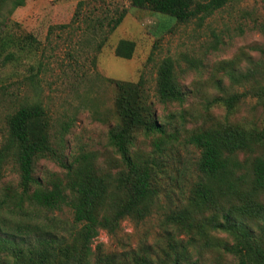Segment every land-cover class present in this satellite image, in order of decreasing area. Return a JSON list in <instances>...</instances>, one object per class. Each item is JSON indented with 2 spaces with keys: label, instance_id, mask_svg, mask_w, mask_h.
<instances>
[{
  "label": "trees",
  "instance_id": "obj_1",
  "mask_svg": "<svg viewBox=\"0 0 264 264\" xmlns=\"http://www.w3.org/2000/svg\"><path fill=\"white\" fill-rule=\"evenodd\" d=\"M128 1L133 8L148 10L176 24L194 22L200 26L229 0ZM23 3L24 0H0V26ZM123 15L122 10L107 22L103 41ZM240 16L251 22L249 29L264 36V25L250 12L241 10ZM236 31L241 34L243 29L237 25ZM215 44L216 41L211 47ZM96 47L99 49L101 43ZM133 47L131 41L118 40L113 55L128 60ZM254 49L264 57V45ZM244 60L245 66L240 67L236 61V72L227 73L236 91L216 82L219 93L206 102L207 106L218 105L229 113L244 99L252 98L264 115V68L249 56ZM108 82L115 89V122L107 130V144L122 165L114 174H97L90 153L63 161L58 152L62 136H58L54 148L49 116L40 103L25 101L6 115L0 140V169L10 162L17 183L0 186V248L13 264H197V259L191 260L195 249L217 251L231 260L228 264H264V202L259 200L264 192V155L250 161L245 156L238 159L239 155L264 149V128L257 130L225 121L185 132V113L181 111L177 116L179 128L168 131L155 115L142 77L134 83ZM153 94L163 106L183 102L174 61L169 57L161 59L155 68ZM136 134L153 137L147 155L130 151ZM176 146L196 151L193 180L188 181L183 199L161 214L152 244L139 242L123 254L96 253L90 262L89 244L99 231L113 236L121 221L142 222L157 207L159 182L166 167L161 161L177 155ZM41 159L55 162L62 177L50 174L44 182L36 179L33 168ZM173 172L171 180L178 184L182 171ZM63 208L71 216L67 229V222L45 216ZM39 213L44 218H38Z\"/></svg>",
  "mask_w": 264,
  "mask_h": 264
},
{
  "label": "rangeland",
  "instance_id": "obj_2",
  "mask_svg": "<svg viewBox=\"0 0 264 264\" xmlns=\"http://www.w3.org/2000/svg\"><path fill=\"white\" fill-rule=\"evenodd\" d=\"M122 10L120 23L103 41L107 22ZM241 10L250 12L264 25V0H229L200 26L194 22L176 24L148 10L131 7L128 0H24L0 26V140L6 115L20 103L38 102L49 116V135L54 148L58 136H62L58 152L63 161L79 153H90L97 174H114L122 165L107 144V130L115 122L112 114L115 89L108 80L134 83L139 77L144 81L156 117L168 131L179 128L177 116L181 111L185 113V132L225 121L257 130L264 128V115L252 98L244 99L229 113L221 106L206 105L219 93L216 82L236 91L227 74L231 70L236 72V61L243 67L244 59L249 56L264 68V57L254 49L264 45V36L248 28L251 22L240 16ZM60 25L67 26L59 28ZM237 25L243 29L241 34L236 31ZM121 39L133 43L128 60L113 55V48ZM99 43L101 47L97 49ZM165 57L174 61L177 82L183 92L180 105L163 106L153 97L155 68ZM152 140V136L136 134L130 151L147 155ZM175 150L177 155L161 161L166 164L168 178L165 174L160 178L157 207L142 222L121 221L113 236L99 231L89 244L90 262L96 253L123 254L139 242L152 244L161 214L183 199L188 181L193 180L191 170L196 151L182 146H176ZM263 155L264 149H257L239 155L238 159L245 156L250 161ZM179 170L182 175L175 184L171 177L175 175L173 171ZM50 174L59 178L63 175L52 160L35 163L36 179L44 182ZM9 182L13 186L17 183L10 162L0 169V186ZM259 200L264 202V192ZM45 216L67 222L66 229L70 227L71 216L65 208ZM38 218H44V214L39 213ZM0 250V264H13L7 252ZM195 259L197 264L231 262L208 249L192 251L191 260Z\"/></svg>",
  "mask_w": 264,
  "mask_h": 264
}]
</instances>
